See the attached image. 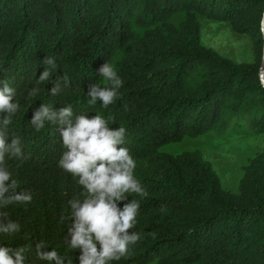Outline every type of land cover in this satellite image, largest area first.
Returning a JSON list of instances; mask_svg holds the SVG:
<instances>
[{
  "label": "trees",
  "instance_id": "obj_1",
  "mask_svg": "<svg viewBox=\"0 0 264 264\" xmlns=\"http://www.w3.org/2000/svg\"><path fill=\"white\" fill-rule=\"evenodd\" d=\"M263 11L264 0H0V81L15 89L20 105L7 139H20L24 157L6 155V165L17 191L32 195L30 203L0 208L22 226L13 236L0 234V244L29 246L26 264H49L36 255L44 241L65 264H79L80 250L65 240L70 221L61 217L82 187L58 167L57 125L47 121L37 132L30 123L42 103L53 110L71 104L74 118L99 113L110 128H125L134 177L147 192L128 196L140 202L134 230L142 239L110 264H264V150L244 166L237 192L223 186L202 151L160 150L242 124L264 132ZM201 17L247 35L253 60L237 62L206 46ZM46 56L56 67L37 85ZM105 61L123 80L107 109L100 101L90 106L86 95L89 84L103 86L97 69ZM57 81L61 90L52 95ZM33 87L38 92L28 97Z\"/></svg>",
  "mask_w": 264,
  "mask_h": 264
},
{
  "label": "clouds",
  "instance_id": "obj_2",
  "mask_svg": "<svg viewBox=\"0 0 264 264\" xmlns=\"http://www.w3.org/2000/svg\"><path fill=\"white\" fill-rule=\"evenodd\" d=\"M259 31L264 36V16L259 19ZM43 63L45 67L36 81L37 85L48 80L56 67L52 57L46 56ZM97 73L103 77V86L101 83L88 85V104L95 106L100 101L107 109L119 97L123 80L108 61L99 66ZM63 79L67 87V77ZM60 90V82L57 81L50 91L57 95ZM37 92L36 87L29 89L28 97ZM15 97V89L6 81H0V113L5 114L0 117V208L32 201L31 192L17 191L18 182L12 178L6 165V155L24 158L20 139L15 136L10 142L7 139L8 126L20 108ZM47 121L57 125L62 140L63 151L58 167L74 179L78 178L77 182L82 187L79 196L68 201L70 212L61 217L62 221H70L66 243L71 249L80 250L79 264H110L127 258L129 246L142 239V233L134 230L140 202L135 198L129 201L128 196L137 194L143 198L147 192L134 177L137 161L124 146L125 128H110L109 119L99 113L91 118L87 114L74 118L71 104L53 110L42 103L33 112L30 123L39 132ZM21 227L18 221L10 219L8 212H0V234L13 236L21 232ZM35 247L39 260L65 264V257H61L56 249L46 250L44 241L37 242ZM28 250L29 246L25 245L13 248L0 244V264H26L25 253ZM67 264H72V260L67 259Z\"/></svg>",
  "mask_w": 264,
  "mask_h": 264
},
{
  "label": "rangeland",
  "instance_id": "obj_3",
  "mask_svg": "<svg viewBox=\"0 0 264 264\" xmlns=\"http://www.w3.org/2000/svg\"><path fill=\"white\" fill-rule=\"evenodd\" d=\"M202 41L222 55L237 62H250L254 58L250 38L233 29L229 22L200 18ZM163 152L172 154L200 150L213 163L226 189L237 192L244 166L257 152L264 150V132L257 133L247 124L229 128L220 134L209 131L182 141L164 144Z\"/></svg>",
  "mask_w": 264,
  "mask_h": 264
},
{
  "label": "water",
  "instance_id": "obj_4",
  "mask_svg": "<svg viewBox=\"0 0 264 264\" xmlns=\"http://www.w3.org/2000/svg\"><path fill=\"white\" fill-rule=\"evenodd\" d=\"M262 16H264V11H263V15ZM262 37H263V40H264V36H262ZM262 56H264V43H263ZM259 75H260L261 82H264V59H262V58H261Z\"/></svg>",
  "mask_w": 264,
  "mask_h": 264
}]
</instances>
